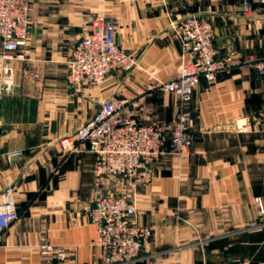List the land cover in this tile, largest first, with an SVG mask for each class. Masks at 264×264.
I'll return each instance as SVG.
<instances>
[{"label":"crops","instance_id":"0c3cea01","mask_svg":"<svg viewBox=\"0 0 264 264\" xmlns=\"http://www.w3.org/2000/svg\"><path fill=\"white\" fill-rule=\"evenodd\" d=\"M99 16L116 19L138 67L70 88L74 47ZM191 16L214 27L218 59L245 65L202 80L189 101L147 91L148 70L167 83L185 61L171 25ZM29 31L10 62L16 87L0 95V192L14 185L21 211L0 236V264H104L91 212L115 185L97 181V156L76 136L104 99L124 102L140 125L191 120L190 155L164 158L133 194L137 224L153 232L138 264H264V74L246 65L264 60V5L246 17L242 0H31ZM68 139L78 151L65 153ZM14 151L24 155L8 164ZM42 238L67 261L43 257Z\"/></svg>","mask_w":264,"mask_h":264},{"label":"built area","instance_id":"2783aa9c","mask_svg":"<svg viewBox=\"0 0 264 264\" xmlns=\"http://www.w3.org/2000/svg\"><path fill=\"white\" fill-rule=\"evenodd\" d=\"M256 5H264V0H242L243 15L251 16ZM30 11L31 0H0V58L4 62L0 95L11 94L16 87L10 62L23 58L19 51L29 39ZM171 29L183 49L185 61L167 83L157 80L155 69L148 70L147 91L159 90L189 101L202 80L214 83L220 73L245 65L238 56L217 58L215 30L204 19L191 16L173 23ZM68 65L70 88L81 85L100 88L112 74L131 72L138 67L137 61L117 41L116 19L107 16L94 19L91 33L76 44ZM246 65L264 74V60H251ZM99 106L98 112L76 134L80 143L88 145L90 152L97 156V181L115 185L114 189L98 195L91 212L92 222L97 227V245L103 252L104 264H138L153 232L137 224L133 194L139 186L152 183L154 167L164 158L182 160L190 155L191 120L183 114L170 125H140L126 111L124 102L104 99ZM62 147L65 153L78 151L69 139ZM23 155L21 151L9 152L4 159L13 164ZM257 202L261 206V200ZM19 219L16 187L11 185L0 192V236ZM39 249L43 257L62 263L68 259L67 250L57 249L46 238L41 239Z\"/></svg>","mask_w":264,"mask_h":264},{"label":"trees","instance_id":"16d2710c","mask_svg":"<svg viewBox=\"0 0 264 264\" xmlns=\"http://www.w3.org/2000/svg\"><path fill=\"white\" fill-rule=\"evenodd\" d=\"M18 211H19V214L21 215V211H20V209L18 208Z\"/></svg>","mask_w":264,"mask_h":264}]
</instances>
